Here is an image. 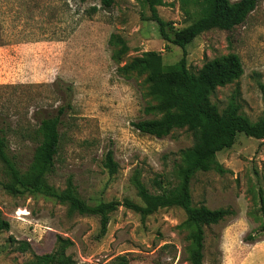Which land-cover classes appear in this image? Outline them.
<instances>
[{
    "label": "rangeland",
    "instance_id": "1",
    "mask_svg": "<svg viewBox=\"0 0 264 264\" xmlns=\"http://www.w3.org/2000/svg\"><path fill=\"white\" fill-rule=\"evenodd\" d=\"M193 2L165 0L157 8L170 38L198 17ZM93 6L98 10L90 14ZM148 18L147 8L135 0H115L109 9H101L99 0H0V134L20 173L32 163L39 121L64 104L63 87L69 85L71 108L63 116L61 146L45 176L48 186L60 191L69 179L89 205L128 200L141 206L134 180L150 192H158L154 180L164 187L175 184L179 152L191 146V135L174 129L156 138L137 131L133 123L161 113L148 93L146 75L119 71L147 51L160 53L164 66L181 58L182 50L164 41ZM111 34L123 39L124 53L108 46ZM185 52L192 73L207 61L236 54L241 76L216 88L210 100L222 110L235 95L248 119L262 114L264 0H257L241 25L204 32ZM108 150L116 164L113 174L103 166ZM216 161L222 173L197 172L190 184L193 205L228 211L220 223L205 228L203 264H264L258 197L259 190L264 197V143L239 134ZM7 178L0 161V183ZM0 213L9 224L0 231V264H23L34 254L50 253L58 238L71 242L65 254L75 264H107L123 254L129 264H188V231L178 227L186 216L179 207L141 218L120 206L100 236L97 217L68 216L66 205L50 196L10 195L0 186ZM10 237L26 241L30 251L16 252Z\"/></svg>",
    "mask_w": 264,
    "mask_h": 264
},
{
    "label": "trees",
    "instance_id": "2",
    "mask_svg": "<svg viewBox=\"0 0 264 264\" xmlns=\"http://www.w3.org/2000/svg\"><path fill=\"white\" fill-rule=\"evenodd\" d=\"M78 1L83 3L86 0ZM135 1L147 8L148 19L157 24L160 37L182 50L181 58L172 65L164 66L160 53L147 51L119 69L120 72L131 71L146 75L148 93L156 101V109L161 113L160 118L133 123L132 126L137 131L156 138L164 137L174 129H185L191 135V146L179 152V162L174 168L175 184L164 187L160 185L159 180H154L158 192H150L142 183L134 180L141 206L128 200L89 205L79 197L69 179L63 190L55 191L48 186L45 176L50 172L61 146L60 126L63 125V116L71 108V87L65 85L62 89L67 100L56 108L53 116L39 121L36 130L39 142L34 150L32 163L25 173H20L7 157V141L0 134V161L8 176L7 181L0 183V186L10 195L29 192L50 196L58 203L66 205L68 216H95L99 219L100 236L106 233L110 214L120 206L138 213L141 218L160 208L179 207L184 211L186 218L178 227L188 231L187 238L190 242L186 261L188 264H203L205 228L220 223L228 215V211L193 205L191 180L197 172L222 173L223 169L216 161V155L229 149L239 134L264 143V85L260 86L263 93V111L255 121H251L241 112L235 95L219 110L210 97L216 88L230 84L241 76L242 65L239 57L230 53L215 58L205 62L196 73H192L186 65L185 47L204 32L213 29L229 31L241 25L254 10L257 0H194L198 17L186 27L174 30L171 38L165 31L166 22L157 11L165 0ZM114 2L115 0H99L100 8L109 9ZM97 10L98 8L93 6L89 13L94 14ZM108 46L111 49L118 48L119 54L126 50L123 39L115 34L110 35ZM150 110L151 107L148 106L144 111ZM103 166L109 174L116 171L111 150L106 152ZM258 197L263 220L259 232L264 234V197L261 190ZM8 229L9 224L0 213V231ZM10 241L16 243V252L30 251V245L26 241H16L11 237ZM69 245V240L58 238L56 248L52 252L34 254L23 264H75V261L65 254ZM107 264H129V259L126 254L118 255Z\"/></svg>",
    "mask_w": 264,
    "mask_h": 264
}]
</instances>
